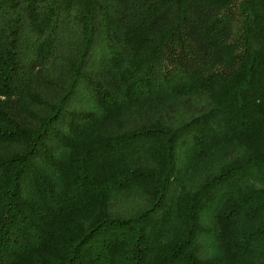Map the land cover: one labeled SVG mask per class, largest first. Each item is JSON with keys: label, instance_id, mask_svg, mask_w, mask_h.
Masks as SVG:
<instances>
[{"label": "trees", "instance_id": "16d2710c", "mask_svg": "<svg viewBox=\"0 0 264 264\" xmlns=\"http://www.w3.org/2000/svg\"><path fill=\"white\" fill-rule=\"evenodd\" d=\"M0 264H264V0H0Z\"/></svg>", "mask_w": 264, "mask_h": 264}]
</instances>
